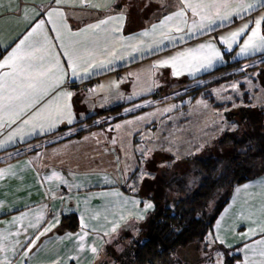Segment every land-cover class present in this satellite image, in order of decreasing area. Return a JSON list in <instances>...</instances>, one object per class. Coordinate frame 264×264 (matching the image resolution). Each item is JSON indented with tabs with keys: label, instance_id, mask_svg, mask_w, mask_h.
Returning <instances> with one entry per match:
<instances>
[{
	"label": "crops",
	"instance_id": "obj_1",
	"mask_svg": "<svg viewBox=\"0 0 264 264\" xmlns=\"http://www.w3.org/2000/svg\"><path fill=\"white\" fill-rule=\"evenodd\" d=\"M189 3L204 6L194 12ZM247 3L255 0H0V153L16 148L3 159L63 124L69 129L62 133L74 134L89 127L84 121L97 111L121 105L123 113L139 110L156 103L148 98L162 94L167 81L241 60H233L238 42H248L256 20L264 36V7L245 11ZM253 41L249 56L264 51V45L255 47L258 38ZM130 119L0 166V262L103 263L119 232L131 237L129 230L139 231L156 203L122 189L133 173L129 165L120 169L122 181L106 180L104 170L117 168L120 155L108 144L110 135L130 134L124 130L134 123L123 125ZM132 137L129 151L135 149ZM72 214L80 229L60 233L64 216ZM214 241L239 250V264H264V175L233 191L201 245L208 243L207 251ZM223 253L220 264H227Z\"/></svg>",
	"mask_w": 264,
	"mask_h": 264
},
{
	"label": "trees",
	"instance_id": "obj_2",
	"mask_svg": "<svg viewBox=\"0 0 264 264\" xmlns=\"http://www.w3.org/2000/svg\"><path fill=\"white\" fill-rule=\"evenodd\" d=\"M4 52L0 53V58ZM259 56L261 54L236 60L196 78L185 77L178 81L179 89L190 88L170 99L177 100L185 94H192V101L201 98L213 110L224 113L228 125L231 123L229 125L230 132L215 138V143L206 147L207 152L203 155L185 157L184 161L194 169V174L191 176L193 181L190 186L189 182H186L190 178L188 175H181L178 171L170 168L161 174L157 173L155 179L150 182L144 180L145 173H142V170L135 172L125 183V186H122V189L141 198H144L141 194L144 183L152 182L149 185L155 186L152 184L160 176L158 181L162 187L160 195L148 194L146 196L147 193L144 194L147 199L156 203L155 209L140 225L139 231L142 235L140 239L133 240L121 252L118 251V245L112 242L106 251V261L97 264H124L127 253L129 264H169L179 251L192 245L198 247L209 238L221 211L229 203L233 191L238 186L264 175V106L254 103L253 86L248 87L247 83L250 81L254 83V86L261 83L260 85L264 88V57L259 59ZM234 85L236 88L232 92H237V94L233 93V98L230 101L220 102L213 88ZM229 92L227 91L226 94L232 93ZM166 96L156 92L148 99H154L156 103H163L169 100V98H165ZM124 107L121 105L101 110L86 118L84 122L88 123L89 127L65 138L46 142L39 148L25 150L8 159H1L0 166L40 148L49 147L71 138H81L84 134L96 129L107 128L150 106L130 113H123ZM95 118L103 119V121L93 124ZM67 129L69 127L64 125L60 127L59 131ZM135 139V142H138V138ZM171 194L177 195V197L170 199ZM79 229V220L72 214L64 216L63 224L58 231L64 233ZM207 246L208 243H205V249ZM225 251L228 254L227 264L239 263L231 260L230 255L241 262L242 257L241 254H238L239 250L237 252L233 248Z\"/></svg>",
	"mask_w": 264,
	"mask_h": 264
},
{
	"label": "rangeland",
	"instance_id": "obj_3",
	"mask_svg": "<svg viewBox=\"0 0 264 264\" xmlns=\"http://www.w3.org/2000/svg\"><path fill=\"white\" fill-rule=\"evenodd\" d=\"M244 45L245 41L238 42V47L236 48L238 50V54L235 56V58H233V60L255 57L252 55L249 56L245 54V52H241V48ZM246 52L250 53L249 50ZM263 53L264 51L261 52V56L258 57L259 59L264 57L262 56ZM178 83V81H167L164 84V88H162V94H166L167 96L165 98H169V100L166 99L167 101L163 103L157 102L152 104L149 108L133 115L129 121H125L123 123L124 126L134 123L131 126H127L124 130L126 134L129 130H131L130 134L125 136H117V133H114L110 135L112 140L108 144L112 146L114 151L120 156L118 158V162H116L118 165L116 169H112L111 165L108 168H104V170L109 173L107 176L109 179L106 180L122 181L120 169L125 170V166L127 167V165H129L130 169L132 170L131 172H133L132 175L138 170H142V173H145L144 180H148L147 182L153 181L157 173L161 174L163 171H167L166 169L170 168L174 171H178L181 175H188L190 178L187 177L188 179L186 182H189L190 186L193 181L191 176L194 174V169L190 164L184 161L185 157L192 155L198 156L206 153V147L212 146L215 143V138L222 137L226 133L230 132L229 125H231V123L228 125V120L226 119L224 113L213 110L211 106L201 100V98L197 99L196 101H192V94H185L183 97L177 100L170 99L174 95L177 96L183 93L178 92L177 89L179 88L176 87V84ZM247 83L248 87L253 86L252 94L254 103L256 105L264 106V88L260 85L261 83L255 86L254 83L250 81ZM229 87L221 86L213 88V91L216 92L220 102L230 101L231 98H233V95L237 94V92H232L236 88V85L231 86L230 88ZM227 91L232 93L227 95ZM224 94L227 96H223ZM238 94H240L239 91ZM146 107L148 106H145L144 108ZM98 112L100 111H97L96 113ZM135 117L137 118L134 119ZM95 119L102 120L100 118ZM117 125L118 127L122 126L119 123H114L107 127L106 130H112V127L116 129ZM61 126H64V124ZM60 127L53 134H49L41 138H35L26 144L23 143L20 145L21 147H29L30 149H26V151H30L32 149L39 148L46 142L58 139V137L60 139L70 135L67 134V132L62 133L66 130L59 131ZM129 137L138 138V142L134 143L135 149H133V151H129L128 149ZM15 151L16 148H11L7 151L1 152L0 154H2L1 157L3 159L6 156L5 154L13 153ZM71 151V154H73L74 157L77 156L75 149ZM104 161H106V159ZM77 177L83 176L78 175ZM159 179L160 176L157 177V179L153 182L152 185L155 186L149 185L152 182L147 184L146 182L144 183L145 185L143 186V189H141V194L145 199L148 194L154 196L160 195L162 192V187L158 184ZM144 194H146V196ZM169 197L170 199H173L176 198L177 195L171 194ZM129 231L132 233L131 237H126V233L119 232L115 237V241H113L115 245H118L119 252L128 247L130 243L133 242V240L137 238L140 239L142 237L140 231ZM196 246L197 245H192L185 250L179 251L177 255L173 256L172 260L170 259L171 261L169 264L222 263L221 261L225 254L223 252L225 250L218 245L217 241H214L213 246L209 247L207 251L204 249V245H200L197 248ZM183 257L186 259L188 258L191 261L196 260V263L179 261V258L182 259ZM192 257H195V259ZM229 258L237 263L240 262L234 259L233 255H230ZM124 264H129L128 253L125 257Z\"/></svg>",
	"mask_w": 264,
	"mask_h": 264
},
{
	"label": "snow or ice",
	"instance_id": "obj_4",
	"mask_svg": "<svg viewBox=\"0 0 264 264\" xmlns=\"http://www.w3.org/2000/svg\"><path fill=\"white\" fill-rule=\"evenodd\" d=\"M257 5H259V7H264V3H262L261 0H255V3H247L244 6V10L247 11L249 9H252V8L256 7ZM203 6L204 5H195L194 6L191 3L188 4V7L192 8V10L194 12H196V9L197 8L203 7ZM197 14L199 15L198 12H197ZM175 15L176 16H183L184 13H183V11H181V12H177ZM116 19L117 20H122L123 19V16L121 15L119 17H116ZM166 19L167 20H172L173 19V16H168ZM262 19H264V17H262ZM101 23H108V21H102ZM254 23H255V30L251 31V34H250V36L248 38V42H246L245 45L241 48V52L242 53L248 51L249 48H250V46H252L254 44L253 38H258L260 40V42H261V44L255 45V47H260V46L264 45V36H260L259 35L261 21L260 20H256ZM94 27H99V25H96ZM247 29H248V26L245 25L244 28H242L239 32L232 33V38H235V37H238L239 35H242ZM143 35L147 36L148 35V32H144ZM203 47L204 46L202 45L201 48H203ZM209 47H211V46L209 45ZM214 54L216 56H219V53L218 52H215ZM164 63H167V61H165ZM73 71H75V67L73 68ZM71 95H72L71 93H66V98H70ZM64 107L67 109V108H69V105L68 104H65ZM67 114L70 117V112H68ZM69 122H71V121L69 120ZM245 187H248V186L246 185ZM146 207L147 208H151L152 205L151 204H147ZM93 251H95V249H93ZM27 254H28L27 251H25L23 253V255H25V256H27ZM262 255H264V253H262ZM0 264H4V262H0Z\"/></svg>",
	"mask_w": 264,
	"mask_h": 264
}]
</instances>
